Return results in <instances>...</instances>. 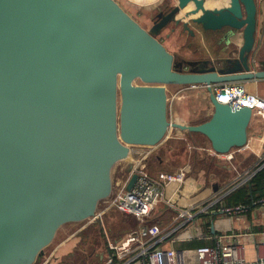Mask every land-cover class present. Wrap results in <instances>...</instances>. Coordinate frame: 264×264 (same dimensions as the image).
<instances>
[{
	"label": "water",
	"instance_id": "95a60500",
	"mask_svg": "<svg viewBox=\"0 0 264 264\" xmlns=\"http://www.w3.org/2000/svg\"><path fill=\"white\" fill-rule=\"evenodd\" d=\"M208 1L176 0L147 28L117 0H0V264H37L62 226L96 217L132 146L161 144L172 128L218 153L247 144L252 109L213 89L264 79L252 68L258 1ZM170 25L168 37L228 28L243 43L187 59L159 37ZM169 85H204L209 119L170 121Z\"/></svg>",
	"mask_w": 264,
	"mask_h": 264
},
{
	"label": "built area",
	"instance_id": "2783aa9c",
	"mask_svg": "<svg viewBox=\"0 0 264 264\" xmlns=\"http://www.w3.org/2000/svg\"><path fill=\"white\" fill-rule=\"evenodd\" d=\"M213 91L218 101L234 108L249 107L253 111V118L259 116L264 119V97L248 91L242 82L216 85ZM246 146L247 144L244 147ZM198 150L206 149L198 147ZM208 150L214 157L223 158L229 161L230 166L234 165L232 162L235 155L231 151L218 153L212 148ZM148 155L149 153L138 159L123 180L117 185L114 184L111 195L103 200L106 204L105 212L115 208L135 217L140 224L119 240L112 241L106 236L107 253L102 264H264V229H245L242 232L223 234L197 232L204 229L200 223L203 214L241 217L249 213L251 208L247 204L226 205L222 201L227 194L245 185L264 168V159L254 167L242 173L238 172L237 177L221 191L181 205L174 198L182 193L187 165L175 171H162L154 175L146 162ZM133 174L138 175L137 180L132 189L127 190L126 186ZM258 203L264 205V198L259 199ZM162 205L172 211L165 226L157 221L150 222L152 215ZM98 215L97 212L93 218ZM207 229L210 227L207 226ZM194 237L207 238L213 243L183 248L175 245L178 241H187ZM248 243H252L255 249L256 255L253 259L247 255Z\"/></svg>",
	"mask_w": 264,
	"mask_h": 264
},
{
	"label": "crops",
	"instance_id": "0c3cea01",
	"mask_svg": "<svg viewBox=\"0 0 264 264\" xmlns=\"http://www.w3.org/2000/svg\"><path fill=\"white\" fill-rule=\"evenodd\" d=\"M139 1L143 3L145 2V0H139ZM148 1H155V0H148ZM260 3L261 2H258L256 45H255V49L253 52L254 55H253V61H252V68H255V69L264 68V19L260 21V17H259L260 14L258 16V13L260 12V10H263L264 7L261 6ZM261 24H262V28L260 29ZM196 31H197L196 38L197 36H199L203 40V42L207 40L211 44L213 42L214 43L216 42L218 47H221V51L223 48L220 45H223V47H225L228 43H230V46L233 48V47H240L241 44L243 43V37H242L241 31H238L235 34L233 32L230 38H227L226 35H228V31H226L225 28L220 31H204L200 26H198L196 28ZM163 35H165V33H162L161 36ZM161 36L159 35L160 38ZM215 56H210V57L213 58ZM242 84L246 85V88L248 91L264 97V79L244 81L242 82ZM193 89L203 90L206 92L207 96L205 95L206 97L204 96L203 98H198L191 93ZM167 90H168V117L170 121L178 122L181 124H187V125L197 124V123L206 121L207 118H209L212 115L214 108L208 96L209 93L204 85H196V86L169 85L167 87ZM176 131H177V128L169 129L168 135L164 139V141L161 144H158L156 146H132L131 153L125 162L126 164L125 169L128 171V169L132 167V165L138 159L143 158L147 153H149V155L146 158V162H147V160L150 159L149 157L151 154L158 153L161 151V149L165 146V140L171 138L172 135H174V138H175V135H177ZM180 131L184 132L183 136H180L179 138L184 140V142H186V146H188L187 147V151H188L187 156H188L190 153H193L195 149L197 150V148L192 146L193 148L191 149V143L188 139L189 132L186 130H180ZM169 147L172 148L171 146ZM209 147L212 148L211 146ZM170 150L173 151L172 149ZM171 151L168 152V154H171ZM206 151L208 152L206 153V155L207 154L211 155L207 149ZM231 152L234 153L235 155L234 157L235 167L237 166L239 169L243 168L244 171L248 170V168H251V165L252 167H254L255 165L261 163L264 159V119L260 118L259 116L254 117L249 127L247 146L240 150L238 149V147H235L231 150ZM184 156L186 155L184 154ZM165 157L166 155L164 156V158ZM166 159H168V157ZM163 163H165V159ZM222 166L225 167L227 171L230 173V174L228 173V176L233 175L232 169L229 163H225ZM187 168H188V165H187ZM127 173L128 172L125 173L124 177L127 175ZM230 176L224 179V181H221V182L219 181L220 183L219 187L213 186L207 192H200L201 185L199 186L198 185L199 183L196 180L191 179L189 181V185L186 182V185L182 192L183 196L175 197L174 199H177L178 203L181 205H186L189 202L196 200V199H204L208 197L209 195L214 194L224 189L225 186H227L231 182V181L228 182L229 179H232ZM223 182H224V185L221 186ZM117 184L118 182L116 183V185ZM193 186H196V188ZM258 201L259 200L255 202L254 206L251 208L249 213L245 216L230 217V216H225V215L212 214L208 216L209 217L208 219L201 218L202 222L200 223L202 224V227H204V229L202 230L200 229L197 232L198 233L208 232V233L213 234V227H212L213 221L215 225L214 233H218V234L230 233V232H242L245 229L247 230L251 229V230H256V231L264 229V205L259 204ZM167 211L170 212V216H171L172 211L170 209H167ZM167 211H164L165 214L163 213V215L155 216L156 218H153V220L159 222L161 226H165L166 222H168L170 218L169 215L167 214ZM207 226H209L210 229H207ZM87 227H83L82 230H84ZM70 239L71 238H67L60 244V246L56 249L57 251L55 250L56 251L55 257H66V256L71 255L75 251L77 252L79 251L83 254V256L80 253H78L74 257L75 259L77 258V261L79 262V264H97L95 262L91 263L89 261V259L91 258L89 257V255H91L89 254L90 251L88 253L84 251V248L83 249L79 248L80 247L79 244L82 243V239L78 237H76L75 239H71V240ZM193 239L199 240L202 238L194 237L191 240ZM191 240H187V241H191ZM208 240L209 239L207 238L203 239V241L205 242H208ZM187 241H178L176 244H181ZM95 242L97 244H100L99 246L101 249V253L99 256V260L100 262H102V259L104 258L102 257L103 253L106 255L107 250L104 251V249H102V247H104L105 245L102 242H100L99 237L96 239ZM88 244L90 245V243H87V245ZM247 255H248V258L250 259L255 258L256 253H255V249L252 243L247 244ZM72 258L70 260H72ZM44 264H54V263L50 260V262L47 261Z\"/></svg>",
	"mask_w": 264,
	"mask_h": 264
},
{
	"label": "rangeland",
	"instance_id": "374dc122",
	"mask_svg": "<svg viewBox=\"0 0 264 264\" xmlns=\"http://www.w3.org/2000/svg\"><path fill=\"white\" fill-rule=\"evenodd\" d=\"M117 1L138 22H140L142 25H144L148 28L152 24V17L155 16L159 12L160 9H164L167 6L172 5L173 3H175L176 0H155V1L145 0L144 3L139 1V0H117ZM260 4H261V6L264 7V1L261 2ZM259 14H260V16H259ZM258 16L260 17V21H262L264 19V9L260 10V12L258 13ZM171 27H172V25H170L167 28V30H164L162 33H165V35H167V31L169 33ZM261 28H262V24L260 26V29ZM225 30L228 31V33L234 32V34L238 32V31H231L228 28H225ZM162 33L160 34V36L162 35ZM165 35L161 36V40L170 49V51H172L176 54H180L186 58H199L201 55L206 56V57L215 56V54L217 55L221 51V47H218L216 42H215L216 44L214 42L211 44L207 40H205L203 42V40L199 36H197V38H196V36L190 37L189 34L187 36V33L180 34V28H177V31L172 33L171 36H169V37L165 36ZM228 45H229V43L226 46H228ZM220 46H222V48H226V46L225 47H223V45H220ZM234 48H239V47H234ZM191 93L198 98H203L205 95L207 96L206 92L203 90H200V89H193V91ZM221 94L222 93H220V96H221ZM180 130H182V129L177 128V131H176L177 135H175V138H174V135H172L171 138L165 140V146H164L165 150H164V155H163V157L166 155L165 163L163 165V169L158 170V171L171 172V171L177 170L178 168H182L184 165H188V169H189L188 174L190 173V166L192 165V163H194L193 157H192L193 153H190L187 157L186 156L181 157L179 155V157L177 156L178 160L173 159L172 158L173 156L168 154V152L171 151V150L168 151L169 146L172 147L171 148L172 150H176L175 152H179L180 148L186 144V142H184V140L179 138L180 136H183V133H184L183 131H180ZM188 135H189V133H188ZM194 139H199L200 142L206 144L207 146H211L210 141L204 137H199V138L194 137V138H192V141L189 139L191 146H193L192 144H194L193 143ZM198 147H195V148H197V150L196 149L195 150L199 151L198 152L199 156L202 157L203 156L202 153H206L207 151L205 150L206 152L205 151L203 152L201 150H198ZM203 148H205L207 150L210 149V147H203ZM212 156L209 155L208 157L213 158ZM167 157H168V159H166ZM126 160L127 159L119 161L114 166L113 171H112V177H113L114 184L122 181L125 173L129 171L130 168L128 169V171L125 169ZM215 162L219 163L220 165H223L225 163H228L229 161L225 160L223 158H216ZM232 164H234V162H232ZM251 168H252V165H251ZM198 169H199V166H197V170ZM231 169H232L233 175L230 176L232 179H229L228 182H230V181L232 182L237 177L238 172L242 173L244 171L243 168L239 169L237 166L234 167V165H231ZM190 174L194 176L195 173L192 171ZM218 177L219 178L216 181H220V180L224 181V179H226V176L223 179H222L221 175H219ZM216 181H214L213 183L216 184ZM228 182H227V184H228ZM208 184L211 185L212 182H208ZM223 185H224V182L222 183L221 186H223ZM215 186L219 187L218 184ZM225 188H226V186H225ZM182 196H183V194H182ZM105 205L106 204L104 203V201H102L100 203V205L98 207V211H97L99 213L97 218H90V219H87V220L82 221V222L67 223L64 226H62L58 230L54 241L48 247L45 248L44 255L38 261L37 264H44L47 261L50 262V260L54 264H56V263H58V264H79V262L77 261V258L76 259L74 258L75 257L74 253H72L71 255L66 256V257H55L56 251H57L56 249L60 246V244L64 240H66L67 238L75 239L76 237L82 239V243L79 244V246H80L79 248H82V249L84 248V251H86L88 253L90 251L89 254H91V255H89V257H91V258L89 259V261L91 263L95 262L97 264H101L103 262L104 258L102 259V262H100L99 256L101 253V249L99 246L100 244H97L95 242L96 239L98 237L100 238V242H102L105 245L104 247H102V249H104V251H106L107 250L106 236H108L112 241L119 240L123 235H125L127 232L137 228L140 224V222L137 219H135V217H132L131 215H127V214L122 213V212L120 213V212L112 210V209H109L105 212ZM167 209H168L167 206L162 205L158 209V211L152 215V220L150 222H155V220H153V218H156L155 216L163 215L164 211H167ZM167 214L169 215V217H171L169 211H167ZM134 222L136 223V225L134 224ZM87 226H89V227H87ZM83 227H87V228L82 230ZM87 243H90L91 246L89 244L87 245ZM92 253H93V255H92ZM104 255L105 254L103 253L102 257H104ZM71 258H72V260H70Z\"/></svg>",
	"mask_w": 264,
	"mask_h": 264
},
{
	"label": "trees",
	"instance_id": "16d2710c",
	"mask_svg": "<svg viewBox=\"0 0 264 264\" xmlns=\"http://www.w3.org/2000/svg\"><path fill=\"white\" fill-rule=\"evenodd\" d=\"M209 119V118H207ZM188 139H190L192 141V138L196 137H204L207 138L204 134L199 133V132H189L188 135ZM208 139V138H207ZM209 140V139H208ZM194 144H192L195 147H209L206 144L202 143L199 141V139H194ZM187 147L186 144L184 146H182L179 150V152H175L176 150L171 151V154L173 157V159L178 160L177 156L179 157V155L181 157L184 156V154L187 157L188 151H187ZM170 150L171 148L168 147ZM164 150L165 147H163L161 149L160 152L158 153H153L150 155V159L147 160V164L151 170V172L154 175H157L158 173L162 172V171H158L163 169V165H164ZM205 151V150H204ZM203 151V152H204ZM199 151L194 150L193 151V162L192 165L190 166V173L193 171L195 174L194 176L188 174L189 169L187 168V176H186V180L184 182L183 185V189L186 185V182L189 185V181L191 179L196 180L200 186V192H207L209 189H211L213 186L216 187L215 185L218 184V186L220 185L219 181H216V179L218 180V176L221 175L222 179L229 177L228 176V171L225 167H223L222 165H220L219 163H216V157H208L206 155V153H202L204 156L200 157L199 156ZM162 160V161H161ZM196 163V164H195ZM197 166H199V169L197 170ZM197 170V171H196ZM197 172V173H196ZM230 174V173H229ZM188 180V181H187ZM214 181H216V184L213 183ZM208 182H212L211 185L208 184ZM221 182V180H220ZM196 188V186H193ZM199 188V187H198ZM182 189V192H183ZM180 196H182V193L180 194ZM178 196V197H180ZM261 198H264V168H262L261 170H259L254 176L253 178L247 182L245 185L240 186L239 188L233 190L232 192H230L229 194H227L224 199H223V203L226 205H236V204H247L250 206V208H252L255 204V202ZM112 210L118 211L121 213V211L113 208ZM124 213V212H122ZM126 214V213H125ZM128 215V214H127ZM209 215L207 214H203L201 215V218H206L208 219ZM134 224L136 225V223L134 222ZM206 233V232H205ZM208 233V232H207ZM213 242L208 240V242L203 241V239H193L191 241H187L181 244H176L177 247L179 248H183V247H197V246H203V245H210ZM80 253L82 256L83 254L81 252H77L75 251L74 254H78Z\"/></svg>",
	"mask_w": 264,
	"mask_h": 264
},
{
	"label": "bare ground",
	"instance_id": "6f19581e",
	"mask_svg": "<svg viewBox=\"0 0 264 264\" xmlns=\"http://www.w3.org/2000/svg\"><path fill=\"white\" fill-rule=\"evenodd\" d=\"M220 1H221V0H210V1H208V2L206 3V5H207L208 7H212V6H214V5L218 4V3H220ZM219 96H220V94H219Z\"/></svg>",
	"mask_w": 264,
	"mask_h": 264
},
{
	"label": "flooded vegetation",
	"instance_id": "af4514ba",
	"mask_svg": "<svg viewBox=\"0 0 264 264\" xmlns=\"http://www.w3.org/2000/svg\"><path fill=\"white\" fill-rule=\"evenodd\" d=\"M162 10H163V9H160L159 12L162 11ZM164 11H166V10H164ZM157 14H158V13H157ZM187 59H190V58H187ZM184 66H185L184 68H185L186 70H189V69H190V66H187V65H184Z\"/></svg>",
	"mask_w": 264,
	"mask_h": 264
}]
</instances>
